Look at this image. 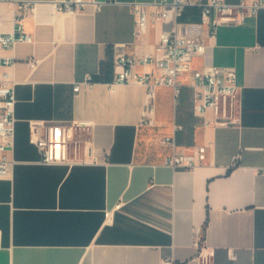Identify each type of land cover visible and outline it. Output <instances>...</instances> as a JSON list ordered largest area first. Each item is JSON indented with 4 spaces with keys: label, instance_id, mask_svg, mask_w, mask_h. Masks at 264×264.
<instances>
[{
    "label": "crops",
    "instance_id": "0c3cea01",
    "mask_svg": "<svg viewBox=\"0 0 264 264\" xmlns=\"http://www.w3.org/2000/svg\"><path fill=\"white\" fill-rule=\"evenodd\" d=\"M95 1L75 14L39 3L24 20L33 41L0 48L10 62L0 80L10 79L16 98L14 163L0 176V264H202L199 236L215 250L210 264H264V9L221 26L210 50L214 64L237 71L235 123L206 125L185 86L181 102L157 89L151 126L141 123L147 87L117 81L118 57L154 51L169 25L136 36L131 4L164 0ZM199 17L189 9L184 19ZM14 19L15 5L0 0V32H13ZM55 121L73 126L87 162H41L31 124ZM168 136L186 154L207 146L206 162L166 165Z\"/></svg>",
    "mask_w": 264,
    "mask_h": 264
},
{
    "label": "built area",
    "instance_id": "2783aa9c",
    "mask_svg": "<svg viewBox=\"0 0 264 264\" xmlns=\"http://www.w3.org/2000/svg\"><path fill=\"white\" fill-rule=\"evenodd\" d=\"M15 5V29L11 33L0 32V48H12L19 42H32L33 36L26 33L24 20L33 13L39 3L49 4L55 10L68 13L83 12L95 0H1ZM101 6V3H97ZM136 20V36L143 35L150 23L162 22L169 25L159 36L151 54L137 58L127 53L118 57L122 70L117 81L122 83L139 82L147 87L148 104L141 120L142 124H155L157 89L169 87L173 90L176 102L182 97L185 86L191 88V102L194 111L204 116L206 125L228 127L235 123L239 107L240 91L237 71L233 67L219 66L211 61L210 50L221 26L242 24L248 17L257 16L264 9V0H241L237 4L227 0H164L159 4H131ZM151 7V8H150ZM189 9L199 12V19H184ZM6 59L0 65H8ZM150 65L152 70L139 74L136 65ZM90 78L86 81L88 83ZM82 84L74 86V92L81 90ZM15 91L7 77L0 80V176L10 173L13 159L10 158L15 145ZM211 113L213 121L208 119ZM81 127L82 124H79ZM182 129L175 125V131ZM30 143L35 145L42 156L43 164H75L87 162L81 156L80 141L74 138L73 126L64 122H37L30 127ZM164 143L173 150L165 164L177 169L194 170L207 160L208 148L203 145L195 154L178 150L175 136L164 138ZM87 151L89 145H85ZM199 255L202 264H210L215 250L198 237ZM164 264H176L173 259H165Z\"/></svg>",
    "mask_w": 264,
    "mask_h": 264
},
{
    "label": "rangeland",
    "instance_id": "374dc122",
    "mask_svg": "<svg viewBox=\"0 0 264 264\" xmlns=\"http://www.w3.org/2000/svg\"><path fill=\"white\" fill-rule=\"evenodd\" d=\"M187 94H188L187 90L185 88H183V90H182V98L183 99L186 98ZM182 98H181V100H183ZM181 100H180V102H181ZM179 109H180V107H178V111H179Z\"/></svg>",
    "mask_w": 264,
    "mask_h": 264
},
{
    "label": "trees",
    "instance_id": "16d2710c",
    "mask_svg": "<svg viewBox=\"0 0 264 264\" xmlns=\"http://www.w3.org/2000/svg\"><path fill=\"white\" fill-rule=\"evenodd\" d=\"M195 14H196V15L194 16V18H197V15H198V14H197V11H195Z\"/></svg>",
    "mask_w": 264,
    "mask_h": 264
}]
</instances>
